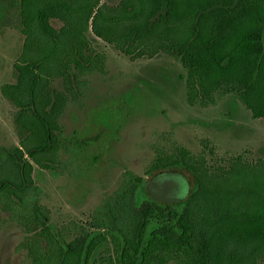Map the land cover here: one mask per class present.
<instances>
[{
	"label": "trees",
	"instance_id": "obj_1",
	"mask_svg": "<svg viewBox=\"0 0 264 264\" xmlns=\"http://www.w3.org/2000/svg\"><path fill=\"white\" fill-rule=\"evenodd\" d=\"M0 0V25L22 39L0 87L11 106L17 144L0 147V225L13 223L27 264H257L264 260V159L210 163L204 151L157 155L145 178L126 171L68 239L41 203L34 168L56 164L59 119L106 58L87 37L134 62L166 55L184 71L188 106L207 108L231 96L264 121V0ZM60 81L61 90L54 86ZM56 86H59L56 84ZM190 177L187 198L155 202L147 177Z\"/></svg>",
	"mask_w": 264,
	"mask_h": 264
},
{
	"label": "rangeland",
	"instance_id": "obj_2",
	"mask_svg": "<svg viewBox=\"0 0 264 264\" xmlns=\"http://www.w3.org/2000/svg\"><path fill=\"white\" fill-rule=\"evenodd\" d=\"M118 2L101 0L99 6ZM87 37L105 56L106 74L90 76L79 100L69 103L59 119L63 138L56 164L63 167V174L37 167L33 173L41 203L68 239L79 233L80 226L87 229L95 207L114 191L126 171L145 178L151 161L161 153L177 148L192 154L204 151L210 163L219 165L237 156L264 159V121L253 119L234 98H221L207 108L190 107L185 74L176 60L159 55L131 62L91 32ZM21 43L15 29L0 25V87L14 82L12 67ZM56 84L61 90L60 81ZM11 111L0 93L4 148L17 144ZM23 237L13 223L0 225V264H27L17 251Z\"/></svg>",
	"mask_w": 264,
	"mask_h": 264
},
{
	"label": "water",
	"instance_id": "obj_3",
	"mask_svg": "<svg viewBox=\"0 0 264 264\" xmlns=\"http://www.w3.org/2000/svg\"><path fill=\"white\" fill-rule=\"evenodd\" d=\"M190 189V181L185 174L178 171L160 172L149 178L145 184V190L150 199L166 204L185 200Z\"/></svg>",
	"mask_w": 264,
	"mask_h": 264
}]
</instances>
